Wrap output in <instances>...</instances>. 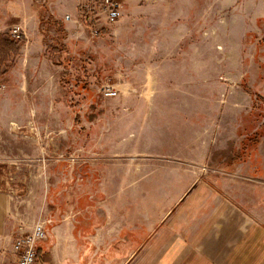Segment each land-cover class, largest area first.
Masks as SVG:
<instances>
[{"label":"rangeland","instance_id":"1","mask_svg":"<svg viewBox=\"0 0 264 264\" xmlns=\"http://www.w3.org/2000/svg\"><path fill=\"white\" fill-rule=\"evenodd\" d=\"M121 2L89 41L73 0H0V40L26 30L0 66V264L43 218L87 264H140L183 204L264 214V0Z\"/></svg>","mask_w":264,"mask_h":264},{"label":"crops","instance_id":"2","mask_svg":"<svg viewBox=\"0 0 264 264\" xmlns=\"http://www.w3.org/2000/svg\"><path fill=\"white\" fill-rule=\"evenodd\" d=\"M205 210L203 204H183L141 251L140 264H264V214L248 216L222 201L208 215ZM48 239L54 240L47 248L53 264H87L81 250L70 255L78 247L73 229L53 226L42 244Z\"/></svg>","mask_w":264,"mask_h":264},{"label":"built area","instance_id":"3","mask_svg":"<svg viewBox=\"0 0 264 264\" xmlns=\"http://www.w3.org/2000/svg\"><path fill=\"white\" fill-rule=\"evenodd\" d=\"M124 8L121 0H76V12L73 16L66 15L65 21L70 23L77 38L88 37L89 41L97 39L101 33L115 26L123 17ZM25 27L13 26L9 32V40L14 44L22 42L26 37ZM101 92L105 97H112L116 92L103 86ZM10 167L1 169L4 186L15 181ZM19 168L14 169L13 174ZM54 220L43 218L26 233L17 235L12 243L14 264H38L39 245L48 238Z\"/></svg>","mask_w":264,"mask_h":264},{"label":"trees","instance_id":"4","mask_svg":"<svg viewBox=\"0 0 264 264\" xmlns=\"http://www.w3.org/2000/svg\"><path fill=\"white\" fill-rule=\"evenodd\" d=\"M18 52L16 44L0 40V66L4 65L10 56H16Z\"/></svg>","mask_w":264,"mask_h":264}]
</instances>
